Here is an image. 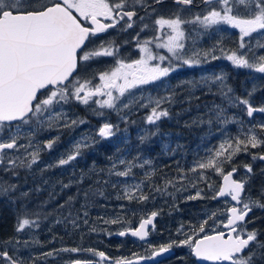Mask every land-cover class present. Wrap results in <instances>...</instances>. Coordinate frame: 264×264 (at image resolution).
Segmentation results:
<instances>
[{"label":"snow or ice","instance_id":"snow-or-ice-1","mask_svg":"<svg viewBox=\"0 0 264 264\" xmlns=\"http://www.w3.org/2000/svg\"><path fill=\"white\" fill-rule=\"evenodd\" d=\"M201 2L207 6L203 14L185 16L184 13L191 9L195 0H173L174 5L177 6L176 10L170 15H159L155 19L154 24L158 32L163 33L165 28L168 29L166 39L155 43V47L166 49L170 56L152 51L150 45L154 40H159V37L146 39L139 44L143 53L140 59L126 62L117 58L114 67L96 74L100 84L94 85L92 79H95V76L89 79L79 75L80 70H83L82 64L101 56L115 57L118 54V47L115 46L114 41H110L107 45L102 43L97 48L87 49L86 42H90V38L99 33L115 28L121 21L125 22L123 26L125 29L132 28L134 18L138 16L137 6L146 13L149 8L155 13L156 6L162 5L164 0H152L151 3H148V0H0V166H3L5 171H11L13 175H18L15 170L19 168L32 169L33 165L39 162L41 151L51 150L59 140L57 136L47 140L43 145L34 143L37 133L45 128H73L85 123L82 119H69L67 113L62 110V105L72 100L88 105L93 98L106 96V99H96L93 102L101 108L116 109L120 98L130 93L132 89L159 81L180 66H198L202 62H207L209 57L213 60L219 58L212 51H186L184 25H200L205 29L220 24L230 25L239 29V49L247 47L246 37H252L254 33L264 34V0H201ZM74 12L77 15H74ZM139 19L143 21L145 17L139 16ZM84 21L90 26H86ZM146 28L148 25L144 24L141 31ZM136 39L139 41L138 35ZM258 47L264 48V44L258 43ZM249 52L232 51L226 54V59L235 67L264 74V55L256 56L252 53L250 56ZM154 61L158 62L153 63ZM165 61H168L167 66H164ZM209 80L218 82L220 95L229 106L243 105L248 117H252L257 112L264 113V107H254L250 99L234 96L233 89L225 82L223 75L204 77L199 82L187 83L194 89ZM255 90L253 88L248 96L251 97ZM114 92L118 95H114ZM174 102L175 90H172L168 96L156 99L150 97L148 104L154 106L146 117L147 123L156 124L161 118L169 117V109L163 108L162 105ZM57 106H60V110H57ZM122 107L127 108L129 104H124ZM213 115L215 121L224 126L237 122L235 117L227 116L226 109L219 105L215 106ZM14 121L20 123L15 125V131H11ZM212 122V118L207 121L209 124ZM29 124H34V129L22 134V125ZM116 127L111 123H104L97 135L104 139L110 138L115 135ZM6 129L9 135L4 139L3 134ZM256 129H259V134ZM21 139H27L28 143H19ZM89 140L92 138L85 134L81 140L76 141L65 157L60 158L55 165L50 164L47 167L65 166L76 161L83 150L91 146ZM259 147H264V123L243 131V138L237 136L221 142L218 149L191 169V171L212 170L223 175L222 187L211 198L227 196L236 202L228 209L226 223L221 222L224 228L229 229L228 233L219 231L207 234L205 225L208 221L205 220L199 226L198 232L193 230L194 235L189 236L185 233L184 240L172 241L167 246H161L158 250H153L151 256H137V262L166 252L174 244L187 245L193 256L201 261H210L212 264H256L257 260L264 261V240L259 239L261 233L256 229L249 230L245 223L246 217L253 208L264 209V202L252 198L242 199L247 179H233L237 171L236 167H232L226 174L224 171V166L231 164L237 154ZM20 149H24L27 154L23 157L9 155L10 150L19 152ZM29 149L33 150L28 151ZM252 159L264 160V154H253ZM151 163L152 161L145 160L139 166L143 167L144 164ZM119 164H126V169L117 171L115 170L117 165L113 163L109 175L129 176L133 163L120 159ZM244 168L248 174L253 172L250 164L244 165ZM152 174L148 173L147 176L150 178ZM199 179L207 180L203 174ZM168 184L175 187L172 181H166V185ZM69 186L63 185L64 188ZM192 187L196 185L193 184ZM207 187L211 189L212 184L208 183ZM135 189L140 191V185H135ZM16 190V184L0 183V197L11 199V194ZM156 190L161 191L160 188ZM179 190L181 189H177ZM163 191H167V188L165 187ZM201 191L198 190L188 199L203 198ZM100 195H103V192H100ZM27 196V192L20 193V197ZM125 197L129 200L134 198L140 201L148 200V196L142 192L136 197L131 189H126ZM72 199L69 197L66 203H71ZM84 215L87 216V212ZM157 215L158 213L153 211L147 218L141 220L135 230L120 231L118 234L125 236L130 232L132 236L145 240L149 235V226L155 228L154 220ZM117 222L118 219L105 221L111 224ZM72 223L76 225L75 220H72ZM84 223H87V220ZM38 227V221L25 214L18 218L16 231L23 232L26 228ZM199 233L205 234L199 236ZM5 243L12 244L15 248L20 241L9 240ZM62 251L79 252L81 249L66 248ZM84 251L92 252L102 261L110 259L102 251L97 252L94 249ZM45 255L51 256L53 253L49 252ZM0 259L6 264H23L22 260L14 258L7 250L0 251ZM75 264H92V262L77 260ZM114 264H134V262L120 258L116 259Z\"/></svg>","mask_w":264,"mask_h":264},{"label":"rangeland","instance_id":"rangeland-1","mask_svg":"<svg viewBox=\"0 0 264 264\" xmlns=\"http://www.w3.org/2000/svg\"><path fill=\"white\" fill-rule=\"evenodd\" d=\"M149 1V0H148ZM149 3V2H148ZM139 7V6H137ZM177 7V6H176ZM176 7H174L172 4L163 7V5H158L156 6V12L153 13L151 8L147 10V13L144 12L145 19L143 21H137L138 24H141L142 26L144 24L148 25L147 31L150 32V37L145 38L146 39H153L157 37V34L159 33L160 37V42L166 39V33L168 32V29L165 28L163 33L158 32L156 30V25L154 24L155 19L159 15H170L171 12L176 10ZM140 8V7H139ZM207 9L204 10H196V9H190L184 13L185 16L191 17L195 14H203ZM188 26V27H187ZM186 27V28H185ZM185 33L188 30H192L194 37H188L186 36L185 42L189 43L191 51L196 50V51H212V53L217 56V57H222L224 62L226 64L229 62V60L226 59V54H230L232 51H242V52H249V49H251V52H249V55L251 56L252 53H255L256 56L259 55H264V48L258 47L259 44H264V34L260 33H254L252 37H246L245 38V44L247 47L245 49H239V43H240V33L239 29L232 28L230 25L226 24H220V25H215L212 26L209 29H205L200 25H193V24H186L184 25ZM161 35L164 36V39H161ZM152 51L154 53H157L156 47H155V40L152 45H150ZM222 50V51H221ZM221 54V55H220ZM143 53L140 51V49H137L134 52V56L136 59H140ZM219 59V58H218ZM158 61H154L153 63H157ZM111 62H102L98 61L95 63V85H99L100 81L98 78V73H101L103 71H107L111 69L112 67L115 66V64H110ZM226 64H225V72H220V63L219 60L211 59V57L208 58L206 64L202 62L198 66H193L195 69V77L194 80L196 82H199L202 80L204 77H214L217 75H223L225 78V82L228 83V74H227V69H226ZM232 64V63H231ZM212 66V69H211ZM217 69V70H215ZM246 70L249 73V76L251 78L250 85L246 86L244 88V95L243 97L239 95L240 98H248L251 99V97L248 96V93L252 91L253 88H255V92L259 87L264 86V74L257 73L253 70L242 68ZM93 74L92 72H89ZM218 87V82L214 83L211 80V83H201L195 88V95L191 99L194 100L192 105H187L184 104V108L179 107L177 108L175 106L176 100L172 104L165 103L162 105L163 108L169 109L170 115L169 117H164L161 118L156 124L161 125L162 119H166V121H169L172 124H176L178 126L187 128L185 125H183L181 122H186L188 120V117H190V121H192V125L194 126L196 121L198 122H204L208 121L210 118L213 119V123L209 124L213 130L216 131V135H218L220 143L225 141L226 139H229L228 136V131L226 130V127L220 123L219 125L215 124V119H214V109L216 105H219L223 108L226 109V114L229 117H233L232 113L228 114V104L225 101V99L220 95L219 91H214L213 88ZM212 90V91H211ZM114 95H118L117 93H113ZM233 94V93H232ZM237 94V93H236ZM234 95V94H233ZM159 98L157 94L155 93H148L146 92L143 88H135L130 90V93H126L124 97H121L120 100L117 103V108L116 109H108V108H101L99 107L96 103L93 101L96 99H106V96L102 97H95L93 98V101H90L88 105H84L80 103L79 101L72 100L68 104L62 105V110L67 113L69 119H76L75 117L79 114L78 108L76 106H72L74 104H78L80 106H94L97 110L98 118L104 123H111L114 126H117L114 128V132L116 134V141H123L124 136H128L130 141H125V151H117V148L115 146L116 141H89V143L92 145L99 144V145H105L107 143H112L114 147L112 148L113 155L109 157L108 161H111L107 163V168L104 170V168H99L96 164L94 165V162L89 167H80V169H91L95 167V172H99L98 175H91V178H95V176L100 177L99 179H106L111 177L112 175H109V169L112 168L113 163H116L117 167L115 170L117 171H122L126 169V164L121 165L119 164L120 159H124L126 162H131L133 163L132 171L127 176V179L124 181V184L121 186V193L122 194H116V197L119 198L117 201L118 206H123L127 208L128 211H136L140 213H150L152 211H161L164 215L169 216L171 214V217H174L173 215L175 213H168L169 211H174L179 210V208H184V207H194L195 202L193 200H189V196H193L196 194L198 190H202V187H205L203 191H201V196L203 198L211 197V189L207 187V184L210 183V175L206 176L202 172L198 171H192L191 173H183V179L176 180L173 182L175 184V187L172 185L167 187V191L164 192H156L153 194V192L150 195H147V191L150 192L149 189H145V184H146V179L144 177L138 178L136 176L135 172L136 169H141L140 164H143V162L148 159L142 156H139V159L136 160L135 162H132L131 159V150L132 147L135 145H132V143H135L137 147H139L140 141L142 137H147L148 139H152L153 136H158L159 133L157 132V127L150 128L148 131L147 128L151 125L147 123L146 117L150 114L151 107L154 105H149L148 104V99L149 98ZM238 97V96H236ZM185 100H189V98H185ZM178 101L183 103V99L180 97L178 98ZM254 104L253 102H250ZM124 104H129V107L124 108L122 105ZM142 105H148L147 107H143ZM72 106L70 109L69 107ZM237 107H239V104H237ZM57 110H60V106H57ZM72 116H71V114ZM76 115V116H75ZM111 117L113 118V121H111ZM81 119V117L79 118ZM177 119H180L181 122ZM237 119V118H236ZM85 123L80 124L78 126H75L73 128H64V127H59V128H53V129H47L45 128L44 130L40 131L37 133L34 143H39L43 145L44 142L47 140H50L51 138H55L59 136V140L57 143L54 145V147L51 150H46V151H41V156L40 160L36 165H33L31 171H35L37 169H46L48 168L47 165H55L57 161L60 158H63L67 155V153L72 149V146L76 143L75 140H79L77 137H80V135L84 134L83 127L86 128H91L89 126V122L87 120H84ZM195 121V123H194ZM62 123V122H61ZM153 124V125H156ZM187 124V122H186ZM35 125L34 124H29V125H22V134L23 133H28L34 129ZM98 125L95 123V131L97 130ZM203 130V129H202ZM11 131H15V127H12ZM83 132V133H82ZM50 133V136H47V134ZM164 136L162 137V146L161 148L163 151L167 154L166 156H174L179 150V141H171L172 134L170 132H164ZM8 137L9 131L6 129L4 134ZM189 135L193 136L192 133H189ZM72 140V141H65L67 139ZM161 142V141H160ZM21 144H27L28 140L27 139H21L19 141ZM182 144H187L186 139H184V142ZM214 144V141H210L207 146H202L200 149H196L194 145L190 144L189 147L186 149H189L191 153V159L192 161H198L201 162L205 160L211 153L213 152L212 145ZM220 145V144H219ZM216 144L215 146H219ZM33 149H29L28 151H32ZM93 150L92 148H87L84 149L82 152V155L85 154L86 151ZM119 152V153H118ZM118 153V154H116ZM12 156H25L27 153L24 151V149H20L19 152L13 151L11 152ZM174 154V155H172ZM48 155V156H47ZM80 156V158H77V162H72V165H65V166H58L60 170H66V172L70 169H76V166L83 160L84 156ZM87 155V154H85ZM49 160V161H47ZM151 161V160H150ZM84 163V162H83ZM96 163V162H95ZM109 164V166H108ZM148 165V164H144ZM143 166V167H144ZM192 167L194 168L195 165L192 164ZM24 168H19V172L21 174V171ZM134 170V171H133ZM3 174L0 175V183H11L15 184L13 180V176L11 174H7L9 171L3 170ZM246 173V172H245ZM40 174V173H39ZM39 174L36 172L35 173V178L32 183L35 182L33 187H30L31 189H40L37 190V196H41L40 198H37L36 201L40 200L43 198L45 195L43 194L44 190V183L40 181L38 183V180L40 179ZM203 174L207 180L203 181L200 180L199 177ZM247 175V173H246ZM59 176V177H58ZM57 179H60L61 176L58 175ZM50 178H55L56 179V173L52 174ZM242 179H246L244 175H241ZM62 180V178L60 179ZM204 182V184H202ZM181 184V187H180ZM195 184L196 187H192V185ZM33 185V184H32ZM84 186L85 183L84 181H77L75 184V188L78 187L79 191H81L82 188L79 186ZM135 185H140V191H136ZM22 186H26L24 184H21V187L19 188L20 191L19 193L23 192ZM126 189H131L132 193L136 197H139L141 192L144 195L148 196V200L146 201H140L136 198L134 199H127L125 197V191ZM163 190L164 188H160ZM177 189H181L177 191ZM86 190V189H85ZM54 193H47L46 196L54 197V200L50 203L53 205L56 203V201H60V194L57 196L53 195ZM87 194V195H85ZM153 194V195H152ZM56 195V194H55ZM12 197V196H11ZM30 198V196H27ZM36 196L31 197V199H35ZM247 198V196H246ZM218 199V198H217ZM6 201L7 204L8 202L13 201V197L11 199L8 198H3L0 197V220L6 219L8 217L7 214L3 212V203ZM95 199L93 198L92 190L88 189L86 193H83V198H80L78 202H80L82 205H88L92 207V204H94ZM221 201V200H219ZM201 203V201H200ZM222 205L217 204L215 206L216 210V216L214 220L208 225V227H205V232L207 234H211L214 232H217L222 229V223L227 220V215H221L223 209V206H226L228 209L230 207V202H222ZM49 202H47L45 208H47L49 205ZM12 205V203H11ZM50 205V212L54 213V215L57 214H63L64 216H67L66 218L63 217L62 219H58L57 217L59 216H52V215H47V219L45 222L43 220H40L38 216H35L36 210L34 208L28 207L25 208L22 205L20 208H16L13 206H9V210L12 212L13 217L17 216L16 221L18 224V218L27 214L29 218L31 219H36L39 223L38 228H26L23 232H17L16 227L14 234L7 238L3 239L1 238L2 235V229H0V251L7 250L10 255H12L14 258L22 260L23 263H36V264H57L59 263L58 261H63L66 257H79L82 254H92V252L84 251L85 249H94L97 252H106L110 247V244L112 243L111 241L115 238L114 234L116 232H120L124 229H127L128 227H123L122 229L116 230L113 229L109 230L108 229H103V230H96L95 229V223H92L87 220V223L79 222L76 221V225L74 226L72 221L68 217L72 216L74 214V211L68 209V210H56L57 213L53 210V208ZM52 208V209H51ZM108 211H111L109 209ZM130 213V212H129ZM10 214V213H9ZM71 214V215H70ZM112 217L114 216V210L112 209L111 211ZM5 216V217H4ZM35 216V217H34ZM115 217H119V212H115ZM165 217V216H164ZM57 218V219H55ZM166 218V217H165ZM52 219V220H51ZM171 219V218H170ZM184 223L188 224L190 220H186L182 218ZM172 220V219H171ZM57 221H61L60 223H57ZM16 224V226H17ZM94 224V225H93ZM164 224V222H163ZM181 225H184L183 223ZM185 226V225H184ZM165 227H167L165 225ZM248 228V226H247ZM93 229H95L93 231ZM178 233L180 231L179 227H168L167 230L162 229V231L158 228H156L153 232L152 239L149 242L151 245H155L156 243H159L161 240H165V237L167 239H171L172 236H169L170 234ZM251 230V229H249ZM184 229L181 228V232H183ZM198 232V230H196ZM185 233L189 236L194 235V231H187L182 234L181 236H185ZM205 233H199V236H203ZM198 238V237H197ZM9 240H19L20 244L16 245L15 248H13L12 244H6V241ZM27 242V243H25ZM71 249V248H79L81 251L79 252H71V251H62V249ZM52 252L53 255L47 256L45 255L46 253ZM96 256V255H95ZM99 258V257H98ZM122 258V257H120ZM74 259V258H73ZM100 260V258H99ZM1 261V259H0ZM102 261V260H101ZM2 262V261H1ZM6 264V262L2 263ZM102 264H109L107 261H102Z\"/></svg>","mask_w":264,"mask_h":264},{"label":"trees","instance_id":"trees-1","mask_svg":"<svg viewBox=\"0 0 264 264\" xmlns=\"http://www.w3.org/2000/svg\"><path fill=\"white\" fill-rule=\"evenodd\" d=\"M167 1L171 3L170 0ZM148 2L151 3L152 0H149ZM162 5L163 7L168 6L165 2ZM226 69L229 77L228 83L230 84L229 86L233 89L234 96L239 97L240 95L243 97L245 93L244 88L250 85L251 78L249 76V73L242 68L235 67L229 62L226 64ZM250 102H253L258 107H264V94L261 95L259 93L256 95H252ZM229 113H232V116L235 117V119L237 118L236 123H229L227 125L228 128L226 127L229 139L235 138L237 136L243 138V131H247L248 129L254 128L260 123H264V113H258L253 117H248L243 105H239V107H231L228 105V114ZM160 123V126L157 124H151L146 130L148 131L151 127L154 129L157 127V132L159 133L158 136H153L152 139L146 138L143 141H140L139 147H137L135 143H132V145H135L132 147L131 150L132 162L138 160L139 156L142 155L143 157H145V159L148 158L146 160L152 161L151 164L145 165L141 169L137 168L136 171L133 170L136 173L135 175L138 176V178L144 177L146 179L144 190L150 188V192L147 191V195H150L152 192L154 194V191L159 193L164 192L163 190L157 191L156 189L162 187L167 188L171 184H168V186H166V181L175 182L176 180H180L181 177H183V173L189 174L192 172V164L196 167L198 161H192L191 153L189 149H186V147L188 148L190 144H193L194 147L198 150L202 146H207L210 141H214L212 149L213 151H215L219 148V146L215 145H219V141H221L218 138L219 136L216 135V131L211 128L207 121H196L192 137L191 135H189V133H191L189 125H186L187 128H185V130L183 131L182 128L177 127L178 125L172 124L169 121H166V119L162 120ZM215 124L219 125L217 122H215ZM256 131L259 134V129H256ZM164 132H170L173 135L171 141H179V150L177 152L175 151V155L172 154L174 156H166L167 154L161 148V138L164 136ZM188 137H191L192 141H188ZM184 139H187V144H182L184 142ZM114 144L117 148V151L120 152L126 150L125 141H116ZM113 147L114 145L110 142L105 145L95 144L93 150L86 151L85 154L95 155L96 164H100L101 160L103 161L105 158L109 160V157L113 155ZM253 154H264V147L249 149L248 152H241L237 154L233 158L231 164H226L224 166V171L226 172L231 170L232 167H236L238 169V172L241 173V175H244L248 181L245 198L247 196V198H252L264 202V163L260 159L253 160ZM108 160H106V162H108ZM246 164H250L252 166L253 172L251 174H248L246 172V169L244 168V165ZM198 171L202 172L206 176L210 175V183L212 184V197L216 194L220 186L222 175L212 170L197 169L196 172ZM245 172L247 173V175ZM148 173H153L150 178L147 176ZM99 178L100 177L95 176V229L103 230L110 228L109 230H112L113 228L119 230L123 227L134 226L135 223L138 222V220L140 219V217L143 216L144 213L139 214V212L136 211H128L127 208L117 205V200L119 198L116 197V194H122L120 191L122 190L121 186L122 184H124V181L127 179V177H117L115 175H112L111 177L106 179ZM202 184H204V182ZM113 185H115V187ZM79 187L82 188V193H86L84 186L81 185ZM204 188L205 187H202V191L204 190ZM100 192H103V195H100ZM11 196L13 197V193L11 194ZM33 196L37 195L34 194ZM211 197L194 199V207L179 208V210H176V212L169 211L168 213H175L173 215L174 217H171V214L169 216L165 215V217L172 219L170 224H172L174 227L177 226L180 228V231L176 233L178 234L176 235L177 237H180V234L184 232H191L194 229L198 230L199 226L205 220L208 221L205 227H208V225L214 220L216 216L215 206L217 204L222 205V203L221 201H219V199H212ZM19 200L22 203L23 207L27 208L24 204L31 201V198L20 197ZM40 200L45 203L49 202L50 204V202L54 200V197L45 195ZM8 203L9 204H7L5 201L2 205L4 207L3 212L8 215L6 219L4 218L0 220V229L3 230L1 238L3 239H7L14 234L15 227L17 224V216L13 217L12 212L8 208L9 206H12V202ZM109 209H111V211L112 209L114 210L113 217L111 215V211H108ZM222 209L223 211L221 215H227L228 209L226 208V206H223ZM116 211L119 212V217H115ZM213 213L215 214L214 216ZM182 218L190 221L187 222L188 224H186L184 223ZM112 219H118V222L115 224L105 223L106 220ZM182 223L185 226L181 225ZM246 226H248V229L258 230L261 233L259 239L264 240V209L253 208V212L250 215ZM158 227L160 228V225ZM181 228L184 229L183 232H181ZM1 261L0 264L5 262L2 259ZM256 264H264V261L257 260Z\"/></svg>","mask_w":264,"mask_h":264},{"label":"flooded vegetation","instance_id":"flooded-vegetation-1","mask_svg":"<svg viewBox=\"0 0 264 264\" xmlns=\"http://www.w3.org/2000/svg\"><path fill=\"white\" fill-rule=\"evenodd\" d=\"M164 2L167 5L172 4L174 7H176V5H174L173 0H170L171 3H169L167 0H164ZM192 9H196V10H204L207 9V6L204 5L201 0H195L194 5L191 7ZM137 12H138V16L136 18H134V22H133V27L132 28H124V21H121L120 24H118L115 28H110L108 29L106 32L104 33H99L97 36L95 37H91L90 38V42H86V47L87 49H93V48H97L100 44L104 43L105 45H107V42L110 41H114L115 42V46L118 47V54L115 57H108V56H101L98 58L93 59L92 61H89L87 63L82 64L81 68L83 70H80L79 75L82 78H89L92 79L93 76H95V63H97L98 61H102V62H111L110 64H116V60L117 58L119 59H123L126 62H131L133 60H136V57L134 56V52L139 48V44L142 43L145 38L150 37V32L147 31V29H144L143 31H141V28L143 27L141 24H138L137 21H141L139 19V16L144 15L145 10L142 8L137 7ZM75 15H77L74 12ZM107 22V21H105ZM86 26H90L88 24L87 21H84ZM188 27V26H187ZM186 28V27H185ZM137 35L139 36V41H137L136 37ZM186 36L188 37H194V34L192 32V30H188L186 32ZM157 37H159V33L157 34ZM161 39H164V36L161 35ZM164 41V40H163ZM161 41V42H163ZM160 42V37L159 40H155V43ZM186 51L191 52V49H189L190 45L189 43H186ZM157 54H162V55H166V56H170V53L167 52L166 49L163 48H156ZM221 55V54H220ZM219 67H220V72H225V64L226 62H224L222 57H219ZM175 63V62H174ZM206 64V62H204ZM168 61L164 62V66H167ZM212 69V66H211ZM217 70V69H215ZM92 72L93 74L89 73ZM195 69L193 67H188V66H180L177 68L176 71L171 72L169 74V76L162 78L159 81H156L154 83L148 84V85H142L139 86V88H143L146 92L148 93H155L157 94V96L160 97H164V96H168L171 94L172 90H175V100H176V104L175 106L177 108L182 107L184 108V104L187 103V105H192V103L194 102V100H192L191 98L194 97L195 95V88H191V86L187 83L188 81H194V77H195ZM75 75V74H74ZM208 83H211V80L207 81ZM92 83L95 85V80L92 79ZM214 91H219V86L216 88H213ZM212 91V90H211ZM191 93V95H190ZM264 94V86L263 87H259V89H257L256 92H254L252 95H256V94ZM182 98L183 99V103L178 101V98ZM185 98H189V100H185ZM72 106H76L78 108V115L75 117L76 119H79L81 117L82 120H87L89 122V126H91V128H86L83 127L84 130V134L80 135V137H77L79 140L82 139V137L87 134L89 137L92 138V140L89 141H116V134L113 135L110 138L104 139V138H100L97 135V132L99 130V128L104 124V121L100 120L98 118V112L94 106L90 105V106H80L78 104H74ZM70 106L69 109L72 107ZM71 114V113H70ZM72 116V114H71ZM164 120V119H162ZM179 121H181L180 119H177ZM111 121H113V118L111 117ZM187 122V124H186ZM186 122H182L183 125H189L190 126V131L193 134L194 131V126L192 125V121H190V117H188V120ZM20 123L15 122L12 123L13 126L15 127L16 124ZM95 123L98 125L97 130L95 131ZM183 129V131L185 130L184 127L181 126H177ZM83 133V132H82ZM47 136H50V133L47 134ZM192 137V136H191ZM188 137V141H192V138ZM3 138L6 139L7 136L3 135ZM173 138V135H172ZM171 138V140H172ZM52 139V138H51ZM142 140V139H141ZM144 140V139H143ZM162 140V138H161ZM187 140V139H186ZM65 141H72L69 139L65 140ZM78 141V140H75ZM123 141H130L128 136H124ZM95 147V145L90 146V148ZM14 150H10L9 151V155L12 156L11 152H13ZM48 156V155H47ZM84 156L83 160L76 166V169H70L66 172V170H60L58 167H52V168H46L44 169V171H41V169H37L35 171H31V169H27L24 168L21 171V174L19 172V169H16L15 171L18 172V175H13V173L11 171L7 172V174H11L13 176V180L14 183L17 185V190L16 192L13 193V201H12V206L13 208L16 207L17 209L20 208V206L22 205V203L20 202L19 199H17V197H20V187L21 184H24L26 186H22L23 192H27L30 196V198L35 194L37 195V189L35 190L34 188L31 189L30 187H33L35 182L32 183V181H34L35 178V173L37 172L40 176V179L38 180V183L43 182L44 185V190L42 191L44 195H47V193H54V196H57V194L61 195L60 196V201H56V203H54L53 205H51V207L53 208V210L55 211V213H57V209L61 210H72L74 211V214L70 217H68L70 219V221L72 220H76L79 222H83L84 220H88L92 223H95V201L94 204H92L91 206L86 205H82L79 201L80 198H83V191H79L78 187L75 188V184L77 181H80L81 177H83V179L81 181H84L85 183V189L86 192L88 191V189L92 190V194H93V198L95 199V178H91V175H98L99 172H95V167L87 170V169H80V167H89L92 162L95 163V155L93 154H87V155H82ZM23 157V156H22ZM80 158V157H78ZM90 158V159H89ZM112 159V158H111ZM110 159V161H111ZM98 160V159H97ZM107 159H104L103 161L101 160L100 164H96L99 168H104V170H106L107 168V163L110 162H106ZM49 161V160H47ZM79 160H76L74 162H77ZM84 162V163H83ZM99 162V161H98ZM97 162V163H98ZM72 165V164H70ZM109 166V164H108ZM4 167L0 166V175L3 174ZM56 173V179L55 178H50V176L52 174ZM60 175L62 180L57 179V176ZM59 177V176H58ZM239 178H241V175H239ZM33 184V185H32ZM70 185L67 188H64L63 185ZM33 194V195H32ZM56 194V195H55ZM41 196H36L35 199H31V201L25 203L24 205L28 208H34V210H36L35 216H38V218L40 220H43L45 222V220L47 219V215H52V216H59L57 217L58 219H62L63 217H67L64 216L63 214H57L54 215V213L50 212L48 210H50V205L45 208L46 204L45 202H42L41 200L36 201L37 198H40ZM69 197H72V201L71 203H66L69 200ZM61 205H63V207H61ZM23 206V205H22ZM51 208V209H52ZM87 212V216L84 215V213ZM153 212V211H152ZM158 213V219H156V224H155V228H151L150 230V236L147 240H140L138 238H134L130 235L124 236L122 238H119L117 236H115V238L111 241L112 243L110 244L109 249L107 250V253L105 252V255L107 257H109L110 259L106 260L107 262H109V264H114V261L116 259H120V257L127 259V260H133L135 259L137 256L139 257H145V256H151V253L153 250H158L161 246H167L170 242L172 241H182L185 239V236H180L177 237L176 235L178 234H174V230L173 233L170 234L169 236H172L171 239H167L165 237V240H161L159 241V243H156L155 245H151L149 242L152 239V235L153 232L156 228L160 229L162 231V229L167 230L168 227H174L172 224H170L171 219L170 218H165L164 214L161 211H156ZM150 213H146L145 215H143L142 217H140V219L138 220L137 223H135L134 227L132 228H136L140 221L146 217H148ZM34 216V217H35ZM55 218V219H57ZM52 220V219H51ZM164 222V224H163ZM160 225V228L158 227ZM167 226V227H163V226ZM176 236V237H175ZM170 250H172V253L168 256H166L165 258H163L162 260H160L157 263H149V264H201L196 260V257L192 255L191 249L187 246V245H181V246H176L175 244L173 245V247L170 248ZM74 258V259H73ZM80 260V261H98L99 264H102L101 259L99 260L98 256H95L93 253L89 254V255H84L82 254L81 256L75 258V257H66L63 261H58L59 263L57 264H75V261ZM26 264H36V263H26Z\"/></svg>","mask_w":264,"mask_h":264},{"label":"water","instance_id":"water-1","mask_svg":"<svg viewBox=\"0 0 264 264\" xmlns=\"http://www.w3.org/2000/svg\"><path fill=\"white\" fill-rule=\"evenodd\" d=\"M74 14V13H73ZM75 15V14H74ZM254 107H256V106H254ZM257 113H259V112H257ZM257 113H254L253 114V116L255 115V114H257ZM15 122H18V121H14V122H12V123H15ZM263 163H264V160H261ZM229 171H231V170H229ZM228 172V171H227ZM227 172H225V174L227 173ZM238 170L236 171V173H234V175H233V179H239L238 178ZM222 185H223V176H222V178H221V184H220V187H219V189L222 187ZM246 186H247V183L245 184V192H246ZM218 189V190H219ZM218 192V191H217ZM245 192L242 194V199H243V197H244V195H245ZM218 199L219 200H230L231 201V206L230 207H232V206H234L235 204H236V202L235 201H232L231 200V198L230 197H227V196H225V197H218ZM229 207V208H230ZM251 213L252 212H250L249 213V215H248V217L251 215ZM248 217H246V220L248 219ZM246 222V221H245ZM226 223V222H225ZM154 224H156V218H155V220H154ZM136 228H138V227H136ZM136 228H130L131 230H135ZM152 227L151 226H149V235H148V237L145 239V240H147L148 238H149V236H150V229H151ZM223 229L224 230H222L223 232H225V233H228V231H229V229H227V228H224L223 227ZM127 230H129V229H125V230H122V231H127ZM119 232H117L116 234H115V236H117V237H119V238H122V237H124V236H120L119 234H118ZM212 234H214V233H212ZM128 235H130V236H132L131 234H130V232H129V234ZM125 236H127V235H125ZM132 237H134V236H132ZM134 238H138V237H134ZM139 239V238H138ZM172 253V250H168V251H166V252H161L159 255H157V256H152L150 259H146V260H139L138 262H137V260H136V258L135 259H133L132 261L134 262V264H149V263H157V262H159L160 260H162L163 258H165L166 256H168V255H170ZM197 259V261L199 262V263H201V264H212V262H210V261H201V260H199L198 258H196ZM89 262H92V264H99V262L98 261H89Z\"/></svg>","mask_w":264,"mask_h":264},{"label":"bare ground","instance_id":"bare-ground-1","mask_svg":"<svg viewBox=\"0 0 264 264\" xmlns=\"http://www.w3.org/2000/svg\"><path fill=\"white\" fill-rule=\"evenodd\" d=\"M253 106H256V104H253ZM256 107H258V106H256ZM239 175H241V173H239ZM238 178H239V176H238ZM239 179H242V178H239ZM33 195V194H32ZM51 203V202H50ZM156 212V211H155ZM158 215L156 216V219H158ZM147 218V217H146ZM141 222V221H140ZM139 226V225H138ZM137 226V227H138ZM132 227H134V226H132ZM132 227H128L127 229H130V228H132Z\"/></svg>","mask_w":264,"mask_h":264}]
</instances>
